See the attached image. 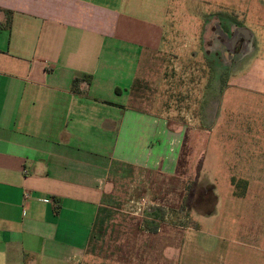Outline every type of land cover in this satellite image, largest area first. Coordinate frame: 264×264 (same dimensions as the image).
<instances>
[{"label":"crops","instance_id":"1","mask_svg":"<svg viewBox=\"0 0 264 264\" xmlns=\"http://www.w3.org/2000/svg\"><path fill=\"white\" fill-rule=\"evenodd\" d=\"M171 2L0 0V264L85 263L112 177L178 173L185 123L138 107L167 102Z\"/></svg>","mask_w":264,"mask_h":264},{"label":"rangeland","instance_id":"2","mask_svg":"<svg viewBox=\"0 0 264 264\" xmlns=\"http://www.w3.org/2000/svg\"><path fill=\"white\" fill-rule=\"evenodd\" d=\"M170 1L159 51L167 102L138 107L171 109L185 123L178 173L124 169L112 177L108 216L98 219L82 264H264V77L258 83L247 61L228 78L213 55L219 24L233 31L251 22L261 50L264 0ZM157 66L145 58L135 82L155 86L159 77L145 72Z\"/></svg>","mask_w":264,"mask_h":264},{"label":"flooded vegetation","instance_id":"3","mask_svg":"<svg viewBox=\"0 0 264 264\" xmlns=\"http://www.w3.org/2000/svg\"><path fill=\"white\" fill-rule=\"evenodd\" d=\"M236 19V18H235ZM234 19V20H235ZM251 24V22H250ZM245 24V26L251 27L250 29L246 28L242 25H235L236 29L230 31L229 29L224 30L222 26L219 24L216 33V41L218 42L217 50L213 53L214 58H219L220 60L223 59L227 65V74L228 78L234 77L236 75V71L238 67L243 64H247L246 62H250L247 66L250 67V71L255 75L258 70V66L264 63V44L263 47H259L261 50L256 49L255 46V36L256 33L259 34L260 30L254 29L251 24ZM212 28L213 24H211ZM221 27V28H220ZM241 30V32L239 31ZM256 30V33H255ZM264 30V28H263ZM214 31V30H212ZM227 36L228 32L232 35L230 36L231 42L223 43L221 41V34L222 33ZM215 33V32H214ZM242 35V36H241ZM219 65V63H218ZM264 69V67H263ZM219 76V75H218ZM220 76L217 77V81H219Z\"/></svg>","mask_w":264,"mask_h":264},{"label":"built area","instance_id":"4","mask_svg":"<svg viewBox=\"0 0 264 264\" xmlns=\"http://www.w3.org/2000/svg\"><path fill=\"white\" fill-rule=\"evenodd\" d=\"M139 206H145V201L144 200H142V202H141V204H138ZM140 210V209H139Z\"/></svg>","mask_w":264,"mask_h":264},{"label":"trees","instance_id":"5","mask_svg":"<svg viewBox=\"0 0 264 264\" xmlns=\"http://www.w3.org/2000/svg\"><path fill=\"white\" fill-rule=\"evenodd\" d=\"M74 83H75V81H74Z\"/></svg>","mask_w":264,"mask_h":264}]
</instances>
